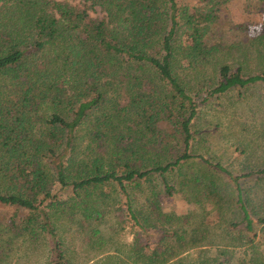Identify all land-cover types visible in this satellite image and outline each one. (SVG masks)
<instances>
[{"label":"trees","instance_id":"trees-1","mask_svg":"<svg viewBox=\"0 0 264 264\" xmlns=\"http://www.w3.org/2000/svg\"><path fill=\"white\" fill-rule=\"evenodd\" d=\"M189 1L0 0V207L25 213L0 216V249L46 240L51 263L66 264L58 220L78 214L100 220L88 197L114 186L139 231L168 227L159 229L156 247L138 235L107 264H171L201 243L199 228L192 235L184 228L189 216L175 221L160 211L159 196L178 192L177 172L188 202L222 209L231 200L240 220L228 227L264 242V213L250 210L244 187L263 180L264 167L238 173L193 151L201 105L264 87V70L252 74L224 63L209 82L202 69L224 50L211 29L229 23L233 12L225 9L240 0ZM244 3L241 12L263 25L264 42V0ZM97 9L101 15L94 16ZM132 186L148 188V204L161 220L136 208ZM263 261L256 249L255 264Z\"/></svg>","mask_w":264,"mask_h":264},{"label":"rangeland","instance_id":"rangeland-1","mask_svg":"<svg viewBox=\"0 0 264 264\" xmlns=\"http://www.w3.org/2000/svg\"><path fill=\"white\" fill-rule=\"evenodd\" d=\"M244 1L240 0L231 8L225 9L226 13L233 12L230 19L232 23L224 21L223 25L218 24L211 29L213 42L224 45V50L215 56L214 64H207L202 69L205 73L203 76L209 82L217 71L215 68L224 63L233 66L242 65L247 72L252 74L264 70V42L258 37L263 30V25L258 23L259 19L254 16L241 12V9H244ZM200 2V0H190L187 4L198 6ZM259 3L262 2L259 1ZM92 14L101 15L100 9ZM242 21L245 24H243V29L236 31L237 29L232 28ZM246 25H248L247 29ZM263 89L261 84H256L244 89L240 92L241 94L238 91H231L203 103L198 119L194 123L193 151L203 154L214 162L222 163L238 173L264 167ZM179 179L178 172L172 175V181L178 187V192L174 196H159L160 211L172 215L175 221L177 217L189 216L191 222L186 223L184 228L189 230V235L199 228L201 243L194 244V247L170 263L216 264L215 259L225 257L220 256L221 253L214 243L226 244L231 240H237L232 239L225 231L229 232L226 229L227 223L230 219L237 218L239 212L233 206L234 202L227 198H225L222 209L214 208L209 203L188 202L179 190L181 188ZM3 186L0 182V189ZM244 187L248 189L247 198L249 197L250 210L253 212L255 209L264 213V178L260 182L254 178L250 179L244 183ZM224 188L225 193L228 194L230 187ZM130 192L136 197L135 206L138 210L144 215H150L151 220H161L156 214L158 211L148 204L150 194L148 188L141 191L132 186ZM88 199L89 204H94L103 213L100 220H90L82 214L76 215L75 218L63 217L58 220L63 247L67 253L66 264L115 262L121 251L126 252L132 248L138 235L141 241L145 243L148 241L151 248L156 247L162 234L159 229L168 227L167 222H164L160 224L161 228L150 227L148 233L139 231L127 219L121 208L124 198L118 194V189L114 186H103L96 189ZM5 214H8L7 217L14 214L21 217L25 213L21 210L0 207V216ZM205 231H207L206 234H204ZM261 243L259 252L264 254V242ZM51 253V246L46 240L37 243L19 240L17 249H0V259H4L0 264H52ZM113 256L116 258L113 259ZM236 257L240 258L242 254Z\"/></svg>","mask_w":264,"mask_h":264},{"label":"crops","instance_id":"crops-1","mask_svg":"<svg viewBox=\"0 0 264 264\" xmlns=\"http://www.w3.org/2000/svg\"><path fill=\"white\" fill-rule=\"evenodd\" d=\"M240 220V216H238L237 218H232L228 221L229 222H233V221H238ZM227 223V228L229 230L225 231V233L230 234V237L232 239H237L241 238L242 236V240L241 241H237V240H231L230 242H227L226 244H220V243H214L216 249H219L220 253L223 251H226L227 254L225 255H221V257H225L224 259H218V260H214L216 261V264H255V258H256V249H261L259 248V246L262 244L261 241H259L260 237L258 236V239H255V241L253 242H249L247 240V235L245 234V232L241 231L240 226L238 227H228ZM224 230V229H223ZM247 232V231H246ZM207 231L204 232V234H206ZM234 236V237H233ZM204 238V237H203ZM238 250H241L240 252H238ZM186 252H184L183 254H185ZM182 254V255H183ZM242 254V257L237 258V255ZM264 264V261H263Z\"/></svg>","mask_w":264,"mask_h":264}]
</instances>
